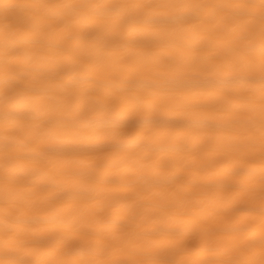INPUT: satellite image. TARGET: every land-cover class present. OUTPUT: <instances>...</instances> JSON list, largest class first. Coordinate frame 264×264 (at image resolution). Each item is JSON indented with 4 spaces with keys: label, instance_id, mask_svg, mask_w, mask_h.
Listing matches in <instances>:
<instances>
[{
    "label": "bare ground",
    "instance_id": "obj_1",
    "mask_svg": "<svg viewBox=\"0 0 264 264\" xmlns=\"http://www.w3.org/2000/svg\"><path fill=\"white\" fill-rule=\"evenodd\" d=\"M0 264H264V0H0Z\"/></svg>",
    "mask_w": 264,
    "mask_h": 264
}]
</instances>
